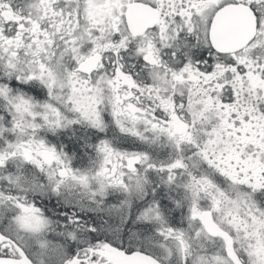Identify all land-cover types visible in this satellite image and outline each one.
Returning <instances> with one entry per match:
<instances>
[{
  "label": "snow or ice",
  "instance_id": "6c2138e0",
  "mask_svg": "<svg viewBox=\"0 0 264 264\" xmlns=\"http://www.w3.org/2000/svg\"><path fill=\"white\" fill-rule=\"evenodd\" d=\"M0 264H264V0H0Z\"/></svg>",
  "mask_w": 264,
  "mask_h": 264
}]
</instances>
